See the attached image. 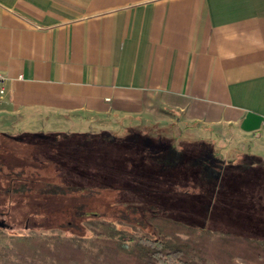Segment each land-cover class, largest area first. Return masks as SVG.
Wrapping results in <instances>:
<instances>
[{
    "label": "crops",
    "instance_id": "1",
    "mask_svg": "<svg viewBox=\"0 0 264 264\" xmlns=\"http://www.w3.org/2000/svg\"><path fill=\"white\" fill-rule=\"evenodd\" d=\"M0 72V126L21 139L151 107L264 137V0H0ZM240 152L210 160L225 175L259 167L264 185V149ZM228 180L220 211L264 203L251 181Z\"/></svg>",
    "mask_w": 264,
    "mask_h": 264
},
{
    "label": "trees",
    "instance_id": "2",
    "mask_svg": "<svg viewBox=\"0 0 264 264\" xmlns=\"http://www.w3.org/2000/svg\"><path fill=\"white\" fill-rule=\"evenodd\" d=\"M177 123L174 120L165 127L139 122L124 126L126 133L119 134L113 130L27 134L0 164L4 166L0 179L5 181L0 203H8L10 210L4 207L8 214L15 207L16 211L26 209V225L33 217L50 223L53 214L62 211L74 232L50 235L56 239L55 247L48 245L46 252L63 264H194L196 258L212 257L201 242L212 235L222 246L214 253L225 256L228 264H264V237L207 227L208 215L213 217L218 207L216 200L203 197L207 191L204 169L208 168L197 169L194 156L180 150L175 138L166 134ZM158 137L173 156L166 158L164 150L152 151L150 144ZM207 155L201 160L215 164L212 174L216 180L223 179L225 171ZM245 169H237L229 178L239 185L247 179L254 183L248 189L256 195L264 193V185H258L261 170ZM211 190L218 195V183ZM106 192L114 197L109 211L107 203L98 199L104 200ZM70 198L76 202H65ZM256 218L264 230V215ZM61 223V228L69 224ZM5 226L0 221V228ZM235 257L241 262H235Z\"/></svg>",
    "mask_w": 264,
    "mask_h": 264
},
{
    "label": "rangeland",
    "instance_id": "3",
    "mask_svg": "<svg viewBox=\"0 0 264 264\" xmlns=\"http://www.w3.org/2000/svg\"><path fill=\"white\" fill-rule=\"evenodd\" d=\"M174 120H177L178 123L174 126V130L168 131L166 134H169L170 136L175 138V144L179 146L178 148L180 150L183 148L187 151V153H189L190 156H194V159H196L194 164L197 165V169L203 170L204 167L208 168L206 170L204 169L207 191L205 192L203 197L207 200L214 199L216 200L217 204H219L218 198L220 194L218 193V191V195L214 191H212V186L216 183H219L217 181L220 180V183L223 182L220 189L225 190L227 188L225 182L229 181L228 178L229 176L231 177V173L235 169L230 168L228 172L226 171L227 175H225V177L227 179L225 178L224 181H221V178L219 180H216V177L212 174L213 168L216 167V165L211 163H203L201 159H204L203 157L208 154L207 157H211V155H217L224 158L226 161L237 163L247 156L245 153H242L240 151L246 150L248 148L255 151H257V149H264V137H245L243 135H239L238 133L234 132L235 128H233L232 126H209L197 123L198 125L189 127L186 125V122L189 121L183 116L182 113H177L176 111L170 109L165 110L159 107H151L142 114H113L109 115V117L106 118H97L93 121L87 122L65 121L56 124H44L41 128V131L44 134H47L48 132L86 133L102 132L103 130H113L116 134H119L126 133V131H123V127L126 125L152 121L154 123H160L161 125L166 127L168 123H172L174 122ZM19 135H21L20 130L16 129L15 127L6 129L0 126V164L5 162V153H14L15 149L17 148L15 144H21L22 136L19 137ZM11 136H13V138L15 136L18 138H14L16 140H11ZM158 138L154 143L150 144V148L152 149V151L159 153L160 151L162 152V150H164V156H166V158L168 155H172L169 147L162 144L165 140L160 137ZM3 154L4 156H2ZM197 156H199L198 159ZM239 168L247 169L248 167L240 165ZM1 169L3 170V168ZM4 182L5 181L3 179H0V187L4 185ZM224 192L225 191H223L220 195V197H222V201L225 196V194L224 196H222ZM98 199L103 203H107L105 205H108L109 207L105 208L106 211L111 210V205L114 201V197L111 193H108L106 195V198L104 196V200L101 198ZM1 200L2 198L0 197V201ZM13 200L15 201V199H12V201ZM65 202H70L69 204H73L76 201L70 198L68 200L65 199ZM256 203L257 202L245 203L244 201H239L237 205H234V210L231 211L232 213L227 212L226 209L220 211L221 206L219 204L217 210L214 213L215 215H213V217H209L208 215L206 219L207 227L218 228L221 230H230L234 233L239 234L240 236L263 238L264 230L259 229L258 224H256L255 220L257 218L254 219L250 217L247 219L243 217L244 215L246 216V214L242 213L245 212L247 214L259 216L260 213L263 212L264 215V203L261 202L257 205ZM7 206H3L0 203V221H2L3 224L6 225L5 227H3V229L0 228V264H63L61 262H55L51 260L49 255H47L46 248L48 245L52 248L55 247L54 242L56 239L49 237L50 235H57L62 237L63 235H71L74 232V229L70 226L71 220L67 219L66 216L64 217L63 212L59 211L53 214L55 219H50V223L46 218L36 219L33 217V219H29V225H26L28 221L26 209L23 208L21 211H16L17 207H15L13 212L9 211L10 213L8 214L4 211V207L5 209L10 210ZM222 208H224L223 203ZM210 211L211 210H209V212ZM228 211H230V208L228 209ZM233 214L235 218L232 216ZM50 216L53 217L52 214H50ZM190 216L196 217L197 215L190 214ZM229 216H231L232 218H229ZM109 217L113 218L112 216ZM205 217L206 215L204 213L201 214V218ZM62 221H64L65 224L66 222H69V224L63 225L64 227L61 228L60 226L62 224ZM50 241L53 243H50ZM201 242L204 248L210 250L213 255L212 257H210L209 255L206 256L205 261L196 258V263L194 264H228L225 256L222 255L221 257H219V255H216L214 253L216 249L222 247L216 236L212 235L210 238L202 240ZM234 260L235 262H241L237 260L236 257L234 258Z\"/></svg>",
    "mask_w": 264,
    "mask_h": 264
},
{
    "label": "built area",
    "instance_id": "4",
    "mask_svg": "<svg viewBox=\"0 0 264 264\" xmlns=\"http://www.w3.org/2000/svg\"><path fill=\"white\" fill-rule=\"evenodd\" d=\"M6 81H7L6 75L0 72V104L6 96V92H7Z\"/></svg>",
    "mask_w": 264,
    "mask_h": 264
}]
</instances>
